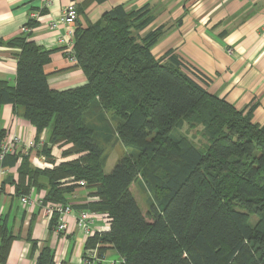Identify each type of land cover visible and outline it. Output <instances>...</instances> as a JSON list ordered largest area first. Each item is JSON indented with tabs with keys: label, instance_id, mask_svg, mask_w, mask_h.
Masks as SVG:
<instances>
[{
	"label": "trees",
	"instance_id": "trees-1",
	"mask_svg": "<svg viewBox=\"0 0 264 264\" xmlns=\"http://www.w3.org/2000/svg\"><path fill=\"white\" fill-rule=\"evenodd\" d=\"M152 21L149 6H117L75 29L76 65L86 82L64 91L48 86L49 52L29 33L10 44L19 50L16 79L14 86L0 81V109L11 105L34 128L35 143L48 133L40 154L51 168H34L15 151L0 164L19 162L17 181L6 174L3 184H13L18 196L32 188L43 192L44 204L65 205L83 181L94 199L74 210L110 220L108 231L84 246L98 259L111 250L116 264H264V124L253 122L257 104L236 109L211 95L209 80L172 50L156 59L152 49L172 26L145 31ZM4 140L0 131V145ZM109 145H120L122 155L105 175ZM52 146H69L62 157L76 158L55 165ZM136 186L151 196L145 214ZM13 239L0 226V263ZM52 262L43 248L35 264Z\"/></svg>",
	"mask_w": 264,
	"mask_h": 264
},
{
	"label": "crops",
	"instance_id": "crops-1",
	"mask_svg": "<svg viewBox=\"0 0 264 264\" xmlns=\"http://www.w3.org/2000/svg\"><path fill=\"white\" fill-rule=\"evenodd\" d=\"M76 1L75 29H85L87 23L97 22L117 6H124L127 11L149 6L153 21L145 31L162 25L172 26L152 49V55L159 59L172 50L209 80L205 89L211 95L224 99L236 109L256 103L253 122L264 124V0ZM65 4V0H0V81L15 85L19 50L10 44L22 36L21 29L33 20L36 24L27 33L30 41L49 52V62L44 66L48 86L55 91H64L85 84L80 68L67 59L59 45L65 27L60 25L54 30L48 27L50 21L59 19ZM178 20H181L180 25H174ZM0 131L5 133V143L18 138L15 151L25 154L31 166L51 168L40 154V145L46 142L48 133L43 132L38 137L39 143H35L34 128L13 111L11 105L0 109ZM68 147H50L55 165L76 158L62 157ZM116 148L122 152L120 145ZM18 165L19 162L7 172L13 182L17 181ZM5 177H0V226L4 224L14 239L4 263L0 264H35L43 248L52 252L51 264H102L105 257L113 253L108 250L100 259L83 261V255L94 249L84 250L87 238L74 219L66 218L67 233L58 234L52 220L46 219L39 207L21 205L22 196L16 195L13 184H3ZM89 194L83 187H78L67 196L65 205L77 212L76 206L93 201ZM102 225L99 220L94 229Z\"/></svg>",
	"mask_w": 264,
	"mask_h": 264
},
{
	"label": "built area",
	"instance_id": "built-area-1",
	"mask_svg": "<svg viewBox=\"0 0 264 264\" xmlns=\"http://www.w3.org/2000/svg\"><path fill=\"white\" fill-rule=\"evenodd\" d=\"M66 4L63 6L61 16L58 20H52L49 22L48 27L51 30L56 29L58 26L62 25L65 27V35L60 38L59 45L62 46L63 53L66 55L67 59L76 64V58L74 53V24L78 19V7L76 0H65ZM31 18H36L32 16ZM29 28L24 26L21 29L22 33L28 32ZM19 144L18 138H14L8 143L4 141L1 142L0 145V163L5 155H9L14 153L16 145ZM8 172V169L2 168L0 164V177L5 176ZM79 187H84V182H79ZM43 192L35 194L34 189H30L27 195L20 197V203L24 206L36 205L39 207L45 216L46 219H51L54 214L58 215L57 225L55 227V231L58 234L64 235L68 230V223H66L65 219L70 217L74 219V222L77 226L83 229V233L85 238L91 237L94 233H103L107 232L109 229V218L106 215H100L95 212L90 211H77L73 212L72 208L68 205L61 204H51L43 203ZM102 221L103 225L99 227L97 230L94 229V224L97 221ZM87 258H97V250L94 249L89 251L86 255ZM85 261V260H83ZM118 262H111L109 264H116Z\"/></svg>",
	"mask_w": 264,
	"mask_h": 264
},
{
	"label": "rangeland",
	"instance_id": "rangeland-1",
	"mask_svg": "<svg viewBox=\"0 0 264 264\" xmlns=\"http://www.w3.org/2000/svg\"><path fill=\"white\" fill-rule=\"evenodd\" d=\"M109 146L105 147L106 148L107 157H108V160L105 163L104 170H103V173L105 175L109 174V172L112 170V168L114 167V165L117 162V160L122 155L121 150L119 148H116L115 145L113 147H111V146L109 147ZM133 190L136 192L137 200H138V203H139L140 208L142 210V213L145 214L146 210H147V206H148L147 205V201H149L148 199H149V197L151 198V196H149L148 194L145 195L144 193H142L141 190L138 188V186L133 187ZM105 259L106 260L104 262H102V264H109V263H111L113 261L116 262V261L119 260L118 256L114 252L111 255L105 257Z\"/></svg>",
	"mask_w": 264,
	"mask_h": 264
}]
</instances>
